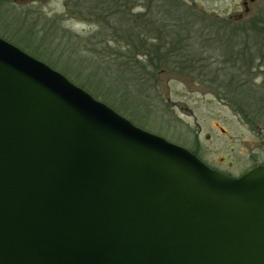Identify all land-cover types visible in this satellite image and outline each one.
Wrapping results in <instances>:
<instances>
[{
    "label": "water",
    "instance_id": "1",
    "mask_svg": "<svg viewBox=\"0 0 264 264\" xmlns=\"http://www.w3.org/2000/svg\"><path fill=\"white\" fill-rule=\"evenodd\" d=\"M0 264H264V165L220 172L0 36Z\"/></svg>",
    "mask_w": 264,
    "mask_h": 264
},
{
    "label": "rangeland",
    "instance_id": "2",
    "mask_svg": "<svg viewBox=\"0 0 264 264\" xmlns=\"http://www.w3.org/2000/svg\"><path fill=\"white\" fill-rule=\"evenodd\" d=\"M0 1L12 15L29 13L23 32L15 33L8 22L0 23V32L12 37V44H20L39 58L32 56L54 63L61 68L53 67L60 73L66 68L72 77L103 93L107 99L104 103L139 127L195 150L203 162L231 176L264 164V129H254L220 94L225 93L224 85L230 84L235 74L247 80L254 76L256 85L264 84V60L257 61L256 66L242 61L236 64L226 46L229 35L238 36L232 39L236 44L246 42L243 35L252 44L253 33L246 32L243 26L230 30L233 25L264 20L226 19L237 15L232 7L238 8L237 12L242 10L241 0H189L188 18L182 19H124L128 23L124 30L155 39L162 47L172 48L180 58L178 63L168 61L153 70L155 73L146 80L149 84L142 81L144 85L135 80L137 76H129L121 69L126 43L108 41L102 46L100 42L110 35L106 23L98 22L105 20L102 9L97 8L102 0H80L78 9L76 0ZM262 9L255 10L264 14ZM145 11L148 10H133ZM248 23L244 26L248 27ZM183 42L186 45L179 49ZM94 46L100 53L91 50ZM119 79L120 90L116 81Z\"/></svg>",
    "mask_w": 264,
    "mask_h": 264
},
{
    "label": "trees",
    "instance_id": "3",
    "mask_svg": "<svg viewBox=\"0 0 264 264\" xmlns=\"http://www.w3.org/2000/svg\"><path fill=\"white\" fill-rule=\"evenodd\" d=\"M106 1L110 2L111 0H105V2ZM79 2L80 0L74 1L75 7L77 9L78 7H80ZM105 2L104 0L99 1V4L97 5V7H100V6L108 7V9H104L101 11L102 14L106 13V17H103L105 18V20L100 19L98 22L106 23L107 29L110 32V35L107 36V38H109L110 40L104 38V39H101L100 42L102 46H105L106 42L108 41L116 42L121 45L123 44L122 42L127 44V53L124 52L123 55L121 56L123 57L122 59L123 62L120 65L121 69H123V71L126 74H129V76L133 74L137 76L135 80H140L141 83L142 81L145 83H148L146 80L151 74L155 73L153 72V70L156 71L159 68H162L165 62L170 61V63H174V62L178 63V61H180V58L177 57L176 53L173 51L172 48H166V46L162 47L160 44L155 42L156 41L155 39L150 40L148 37H144L145 35L143 36L142 33L134 34L132 32L133 30L131 29L124 30L123 27L128 26L127 21L126 20L124 21V19L122 18L119 19L116 17H112V15L115 13H114V10L112 9L113 7L111 5V2L109 3V6L103 5L105 4ZM3 3H4L3 1H0V23L8 22L10 26L15 28V33L23 32L24 25H26L27 18H29V16H27L29 15V13L21 11L19 13H16L15 15H12L9 12L10 11L9 9L7 10L3 7ZM69 7L71 8V2H69ZM12 12L14 14V11ZM247 23H248V27L244 26ZM241 26H243V28L248 29L250 32L253 33L252 44L251 43L249 44V39L247 40V37L244 35H243V38H245V41H246V42H243L244 45L243 43L236 44L232 41V39L237 38L238 36L229 35L227 38L228 44L226 46L228 47V51L231 52L230 53L231 56L233 55L231 59L236 64L242 61L243 64H247V65L254 64V66H256L255 63L257 61L262 62V60H264V20L260 19V21L259 20L247 21L244 24H240V25L239 23H237L233 25V27L231 26L232 28H230V30L234 28L240 29L242 28ZM31 27L32 28L30 29L34 28L32 25ZM218 30H223V29L220 28ZM0 36L4 38L5 40L14 42V39L10 37L9 35H7L6 33L0 32ZM17 45H19V47H21V49L23 50L27 49L25 50L26 52L28 51L27 54L34 55L32 52L28 50V48L20 46V44H17ZM171 45H174V44H171ZM184 45L186 44L183 42L182 45H179L180 47L178 48L180 49ZM229 46H232L233 49L230 50L231 47L229 48ZM91 50L96 53H100L98 46L96 47L94 46V48H92ZM234 51L236 52L235 54H233ZM116 52H119V51H116ZM36 57L39 58V56H36ZM43 61L48 62V60H43ZM47 64L48 65L50 64V66L54 68H58V66H56L52 62H48ZM100 67L102 68V66ZM252 68L254 69L255 67H253L252 65ZM58 69L61 70V68H58ZM62 71L63 72L61 73H64L66 76H68V78L74 81V83L78 84L79 86H81L82 88L90 92L97 99L99 98L103 102L107 100L106 96L103 93L101 94L99 92H96L95 90L91 88V85L85 83L84 81H81L78 78L77 80L74 77H72L71 74L67 73L68 70L66 68L63 69ZM128 78L131 79V77H128ZM254 78L255 77L253 76L251 77V80H247L245 79V76L242 77L241 74L239 75L235 74L232 78V82L228 85L227 84L224 85L223 88H224L225 93H220V94L223 97L222 99L224 98L228 99L232 107H234V109L238 112V114L242 116L248 124H250L254 129L261 130V129H264V84L256 85L257 83L254 81L255 80ZM116 81H117V89L120 90L119 84H121L122 81H120V79ZM125 84H128V82H125ZM142 85H144V83H142ZM191 152H194L196 155L199 156L198 152H196L195 150L194 151L192 150Z\"/></svg>",
    "mask_w": 264,
    "mask_h": 264
},
{
    "label": "flooded vegetation",
    "instance_id": "4",
    "mask_svg": "<svg viewBox=\"0 0 264 264\" xmlns=\"http://www.w3.org/2000/svg\"><path fill=\"white\" fill-rule=\"evenodd\" d=\"M192 1L202 3L203 0H192ZM215 1H221V0H215ZM110 2L113 7L112 9L114 10L115 13L112 15V17H116L119 19L121 18L122 19H126V18L182 19V18H188V13H189L186 6L189 4L188 3L189 0H111ZM110 2L106 1L105 4L103 5L109 6ZM240 3L242 5V10L237 12L238 8L232 7L233 10L232 12L236 13L237 15H229L228 17H226V19H230V20L236 19L239 21V20H252L258 18L259 19L264 18V14L261 11L257 12L255 10V9L259 10L260 7L263 8L262 10H264V0H241ZM97 8H100L102 10L108 9V7H104V6H100ZM142 8L148 11L138 12V13L133 12V10L135 9H142ZM179 9H181V11H179ZM103 15H104L103 17H106V13ZM247 31L249 30L247 29L246 32Z\"/></svg>",
    "mask_w": 264,
    "mask_h": 264
}]
</instances>
